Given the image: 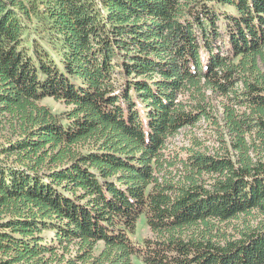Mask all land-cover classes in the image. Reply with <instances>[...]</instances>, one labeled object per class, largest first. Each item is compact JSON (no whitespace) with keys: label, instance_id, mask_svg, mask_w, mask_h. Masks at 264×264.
Instances as JSON below:
<instances>
[{"label":"trees","instance_id":"16d2710c","mask_svg":"<svg viewBox=\"0 0 264 264\" xmlns=\"http://www.w3.org/2000/svg\"><path fill=\"white\" fill-rule=\"evenodd\" d=\"M135 258L264 264V0H0V264Z\"/></svg>","mask_w":264,"mask_h":264},{"label":"rangeland","instance_id":"374dc122","mask_svg":"<svg viewBox=\"0 0 264 264\" xmlns=\"http://www.w3.org/2000/svg\"><path fill=\"white\" fill-rule=\"evenodd\" d=\"M41 104L48 107V108H52L53 110H55L57 112H61V111L66 109V106L63 103H59L57 101H54L53 99H51L49 97L43 98L41 100ZM205 134H208V133H205ZM185 141H186L185 136L183 134H180V135L173 138L170 146L180 147L184 144L183 142H185ZM148 237H150V232H149L148 227L146 225L144 216L141 215L139 217L137 223H136L135 234L133 235V238L137 242H142V240H144ZM133 264H143V263H141L139 260H137L135 258L133 260Z\"/></svg>","mask_w":264,"mask_h":264}]
</instances>
